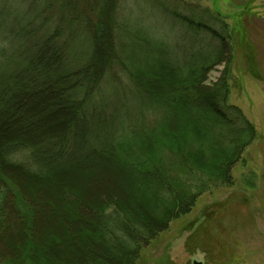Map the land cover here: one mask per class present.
Segmentation results:
<instances>
[{
  "label": "trees",
  "instance_id": "16d2710c",
  "mask_svg": "<svg viewBox=\"0 0 264 264\" xmlns=\"http://www.w3.org/2000/svg\"><path fill=\"white\" fill-rule=\"evenodd\" d=\"M12 1L13 19L0 17L11 40L0 54V264H136L201 195L234 182L256 138L229 102L228 73L207 82L233 57L229 24L187 0L140 11L132 0ZM156 14L181 33L159 36ZM80 175L106 189L45 192ZM42 202L63 221L40 219Z\"/></svg>",
  "mask_w": 264,
  "mask_h": 264
},
{
  "label": "rangeland",
  "instance_id": "374dc122",
  "mask_svg": "<svg viewBox=\"0 0 264 264\" xmlns=\"http://www.w3.org/2000/svg\"><path fill=\"white\" fill-rule=\"evenodd\" d=\"M83 1L85 5L88 0ZM143 1L146 0H132L133 9L140 11L145 6ZM187 1L209 8L229 24L234 41L233 57L229 65L221 63L213 68L207 82L218 81L224 72L228 73L229 102L239 106L255 125L256 138L234 165V182L201 195L190 211L173 219L167 229L142 247L136 264H194L196 260L203 264H264V0ZM12 3V0H0V17L4 15L8 19L7 15H11L13 19ZM18 8L21 16L25 6ZM142 15H145L143 11ZM156 15L159 36L167 34L173 38L181 33V27L172 28L164 14ZM92 16L97 21L98 16ZM153 21L151 17L145 19L148 24ZM8 33L0 34V54L11 46V40L5 38ZM59 123L60 120L51 122ZM61 181L63 189L65 185H77L81 193L105 188L99 179L80 175L64 177L58 183L48 182L45 192H57ZM42 204L40 219L53 211ZM69 209L74 211L73 207ZM54 211L52 227L66 216L63 208ZM51 236H47L48 241L56 243L57 234L55 238Z\"/></svg>",
  "mask_w": 264,
  "mask_h": 264
},
{
  "label": "water",
  "instance_id": "95a60500",
  "mask_svg": "<svg viewBox=\"0 0 264 264\" xmlns=\"http://www.w3.org/2000/svg\"><path fill=\"white\" fill-rule=\"evenodd\" d=\"M194 264H203V263L199 260H196V261H194Z\"/></svg>",
  "mask_w": 264,
  "mask_h": 264
}]
</instances>
